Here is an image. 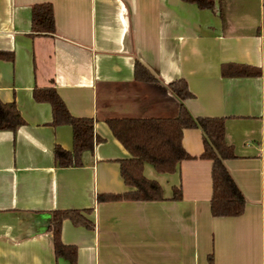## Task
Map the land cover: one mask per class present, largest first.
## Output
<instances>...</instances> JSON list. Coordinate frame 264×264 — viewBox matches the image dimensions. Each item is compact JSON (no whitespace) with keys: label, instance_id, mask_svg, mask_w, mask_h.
<instances>
[{"label":"crops","instance_id":"crops-1","mask_svg":"<svg viewBox=\"0 0 264 264\" xmlns=\"http://www.w3.org/2000/svg\"><path fill=\"white\" fill-rule=\"evenodd\" d=\"M50 4L54 37L30 38L31 8ZM0 101L14 102L25 125L0 132V264H68L56 259L50 213L91 209L92 229L61 224L76 264H264V0H220L200 10L181 0H0ZM157 83L137 82L135 63ZM224 64L258 77L223 78ZM184 80L193 117L224 118L235 158L224 166L245 200L242 215H210L211 162L198 159L202 132L182 133L193 159L173 174L145 164L164 200L97 203L127 190L119 162L130 156L106 120L174 118L180 103L167 89ZM56 90L73 117L90 118L102 139L82 166L60 168L55 146L72 148L70 126H51V108L34 88ZM180 187L181 200H171Z\"/></svg>","mask_w":264,"mask_h":264},{"label":"trees","instance_id":"trees-1","mask_svg":"<svg viewBox=\"0 0 264 264\" xmlns=\"http://www.w3.org/2000/svg\"><path fill=\"white\" fill-rule=\"evenodd\" d=\"M193 4L200 10L220 8V0H181ZM54 15L50 4H38L31 8L30 38L54 37ZM0 61H13V54L0 51ZM220 74L223 78L258 77L256 68L224 64ZM135 81L157 83L158 80L140 63L134 65ZM168 91L180 103L178 114L174 118L144 119H109L106 124L114 138L128 152L129 158L119 162L120 177L127 190L123 193L98 194L97 203L108 202H158L164 200L160 185L143 175V166L150 165L158 174H173L180 163L191 160L183 149L182 133L188 129H199L202 132L203 151L198 159L211 162V198L210 215L214 218H233L242 215L245 200L224 166V161L234 159L231 146L226 143L224 118L193 117L185 106V102L194 96L184 80H176L167 85ZM32 98L37 103L48 104L51 108V126H70L72 130V148L64 150L54 147L55 163L60 168L82 166V155L92 153L95 144L102 141L94 133V122L90 118H77L70 115L63 101L52 87L34 88ZM14 102L0 101V132H15L24 126ZM181 200L180 187L172 189L170 198ZM91 209L63 210L50 213L47 232L52 239L53 253L56 259H64L68 264H76L77 251L74 246L65 245L60 239L61 224L69 220L76 227L92 229L93 224L87 218ZM207 263L213 264L212 256Z\"/></svg>","mask_w":264,"mask_h":264}]
</instances>
